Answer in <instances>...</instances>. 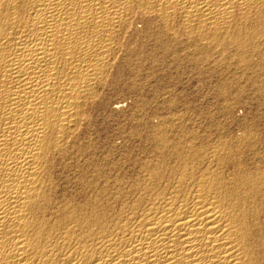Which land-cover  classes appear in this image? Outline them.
<instances>
[{
	"label": "bare ground",
	"instance_id": "bare-ground-1",
	"mask_svg": "<svg viewBox=\"0 0 264 264\" xmlns=\"http://www.w3.org/2000/svg\"><path fill=\"white\" fill-rule=\"evenodd\" d=\"M263 34L264 0H0V264H264L255 151L183 145L140 110L118 153L81 140L133 56L230 49L263 105Z\"/></svg>",
	"mask_w": 264,
	"mask_h": 264
},
{
	"label": "rangeland",
	"instance_id": "rangeland-1",
	"mask_svg": "<svg viewBox=\"0 0 264 264\" xmlns=\"http://www.w3.org/2000/svg\"><path fill=\"white\" fill-rule=\"evenodd\" d=\"M254 44L263 51L264 34ZM250 47L247 46L246 55L252 54ZM189 53L203 56L202 63L207 62L177 65L159 62L152 55L142 60L133 56L132 61L120 59L116 62L110 86L103 93L105 98L91 113L88 132L85 130L81 138L83 143H89V150L98 156L96 159L123 149L128 127H132L133 116L140 110L148 126L157 125L163 119L173 120L183 145L200 149L207 142L215 144L220 140L228 146L231 143L234 152L241 153L243 149L247 155L255 151L252 158L249 156L255 162L254 170L264 169V104L260 105V96L254 94L255 86L247 78L252 70L238 65L235 52L230 49ZM240 76L246 77L239 81ZM241 83L248 89L244 99L236 95ZM225 85L228 93L223 91ZM192 131H199L204 137L193 138ZM249 142L256 145L255 150L245 148Z\"/></svg>",
	"mask_w": 264,
	"mask_h": 264
}]
</instances>
